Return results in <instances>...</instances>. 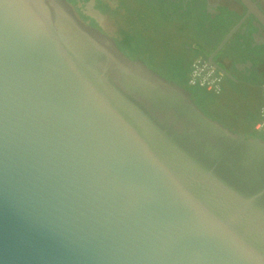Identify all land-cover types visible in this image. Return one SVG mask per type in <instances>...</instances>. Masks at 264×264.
<instances>
[{"label":"water","instance_id":"obj_1","mask_svg":"<svg viewBox=\"0 0 264 264\" xmlns=\"http://www.w3.org/2000/svg\"><path fill=\"white\" fill-rule=\"evenodd\" d=\"M0 264H264V139L67 0H0Z\"/></svg>","mask_w":264,"mask_h":264},{"label":"flooded vegetation","instance_id":"obj_2","mask_svg":"<svg viewBox=\"0 0 264 264\" xmlns=\"http://www.w3.org/2000/svg\"><path fill=\"white\" fill-rule=\"evenodd\" d=\"M67 1L83 20L114 39V33L106 30L96 16L83 11L89 0H75L74 4L72 0ZM133 1L144 5L152 17L149 34L158 37V48L170 51L173 46L180 53L201 56L223 70L230 68V64L236 67L234 60L244 56L249 66L245 80H253L258 85L264 83V76L261 77L259 72L264 69V0H131L134 4ZM108 3L115 7L116 1ZM90 5L106 24H113L107 15L94 8L93 2ZM152 22L156 25L155 30ZM235 36L238 39L235 40ZM173 56H176L175 52ZM261 138L264 139V135L261 134Z\"/></svg>","mask_w":264,"mask_h":264},{"label":"trees","instance_id":"obj_3","mask_svg":"<svg viewBox=\"0 0 264 264\" xmlns=\"http://www.w3.org/2000/svg\"><path fill=\"white\" fill-rule=\"evenodd\" d=\"M88 1V0H83ZM93 1L94 8L99 10L115 25L114 40L118 48L130 59H141L148 67L155 70L164 78L179 85L186 86V79L194 54L176 51L171 46L170 51L158 48L154 34H149V21L152 17L139 2L131 0H115V7L109 3L112 0ZM75 0H72L74 4ZM137 3V4H135ZM113 5V4H112ZM83 17V16H82ZM85 18V17H83ZM153 29L156 25L152 22ZM145 26V28H143ZM175 52L176 56H173ZM149 54V56H145ZM194 58V59H193ZM193 59V60H192ZM264 84V83H263ZM199 108L211 118L221 122L226 127L239 134L261 138V134L249 132L245 118L254 117L264 104L260 86L248 80L236 81L223 75L220 92L213 94L198 87H187Z\"/></svg>","mask_w":264,"mask_h":264},{"label":"built area","instance_id":"obj_4","mask_svg":"<svg viewBox=\"0 0 264 264\" xmlns=\"http://www.w3.org/2000/svg\"><path fill=\"white\" fill-rule=\"evenodd\" d=\"M222 77L223 74L205 59L196 58L191 64L190 71L186 79V86L189 88L198 87L207 92L218 94L220 92ZM254 131L257 134H264V104L260 109L259 119L254 124Z\"/></svg>","mask_w":264,"mask_h":264},{"label":"crops","instance_id":"obj_5","mask_svg":"<svg viewBox=\"0 0 264 264\" xmlns=\"http://www.w3.org/2000/svg\"><path fill=\"white\" fill-rule=\"evenodd\" d=\"M237 34V33H236ZM235 34V35H236ZM238 36V35H237ZM238 39L236 38L235 36V40ZM244 56H239L237 57V59H235L234 63L236 65V67H233V65L230 64V68H227V69H224L225 72H227V74L229 76H231L233 79H235L236 81H242V80H245L246 79V71H247V63H245L246 61L244 60ZM223 70V69H222ZM259 72L261 73L260 76L263 77L264 76V69L262 70H259ZM250 81V80H248ZM253 83H255L253 80H251ZM257 84V83H255ZM260 91H261V94L263 93V84H260ZM262 96V95H261ZM263 98V97H262ZM259 117H258V112L256 114V116L254 117H247L245 118V121H246V125L250 130V132H255L254 131V124L258 121ZM233 130V129H232ZM262 135H264L263 133H261Z\"/></svg>","mask_w":264,"mask_h":264},{"label":"rangeland","instance_id":"obj_6","mask_svg":"<svg viewBox=\"0 0 264 264\" xmlns=\"http://www.w3.org/2000/svg\"><path fill=\"white\" fill-rule=\"evenodd\" d=\"M93 1L90 2H86L87 6L85 8H83V11L87 14V15H93V10H92V5H90V3H92ZM94 16V15H93ZM111 26H115L114 23L111 24Z\"/></svg>","mask_w":264,"mask_h":264}]
</instances>
